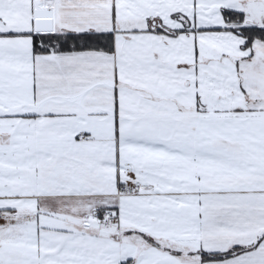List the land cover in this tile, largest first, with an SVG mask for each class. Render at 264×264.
<instances>
[{"label": "snow or ice", "instance_id": "6c2138e0", "mask_svg": "<svg viewBox=\"0 0 264 264\" xmlns=\"http://www.w3.org/2000/svg\"><path fill=\"white\" fill-rule=\"evenodd\" d=\"M0 264H264V0H0Z\"/></svg>", "mask_w": 264, "mask_h": 264}]
</instances>
